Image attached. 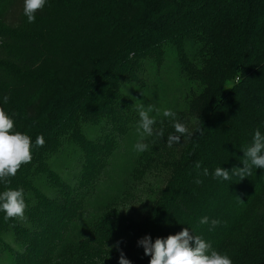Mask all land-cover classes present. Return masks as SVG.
Segmentation results:
<instances>
[{
  "label": "trees",
  "instance_id": "16d2710c",
  "mask_svg": "<svg viewBox=\"0 0 264 264\" xmlns=\"http://www.w3.org/2000/svg\"><path fill=\"white\" fill-rule=\"evenodd\" d=\"M22 13L23 0H0V108L33 142L0 183L27 205L22 219L0 213V264H118L121 252L149 264L138 239L183 228L233 264H264V169L212 178L242 168L264 133V0H47L34 23ZM174 121L188 131L169 146Z\"/></svg>",
  "mask_w": 264,
  "mask_h": 264
},
{
  "label": "clouds",
  "instance_id": "9594fccd",
  "mask_svg": "<svg viewBox=\"0 0 264 264\" xmlns=\"http://www.w3.org/2000/svg\"><path fill=\"white\" fill-rule=\"evenodd\" d=\"M47 0H23V16L28 24L35 22L37 10H42ZM8 95L0 96V103L7 104ZM138 130L148 136L153 135L154 118L150 115L153 111L151 107L145 108L141 105L138 109ZM165 117H174V113L165 109ZM14 121L2 108H0V183H7L6 178L14 176L22 164L30 162L32 158L31 149L33 142L29 135L13 131ZM173 128L179 135H169L167 142L169 146L174 142H179L180 137L187 133L186 126L178 121H174ZM162 135L160 130L156 133ZM35 146L41 147L44 144L42 135H37ZM137 152L147 150V145L137 142L134 145ZM243 159L242 168H233L231 171L218 166L212 172L213 179L228 181L232 177L245 178L251 173L252 168L264 169V133L257 129L252 137L250 145L241 150ZM199 164L196 165L199 168ZM204 175H208V170L204 169ZM199 183V181H197ZM146 200V199H145ZM27 205L22 188H5L0 191V213L4 219L13 217L23 218ZM201 225L210 224V229L214 228L218 221L209 220L208 216L199 219ZM189 228H183L176 234L167 237H157L153 241L150 235H145L138 239L137 245L143 248L144 255L150 256L149 264H233L231 257L213 248L211 242L201 236L195 235ZM118 264H131L123 252H121Z\"/></svg>",
  "mask_w": 264,
  "mask_h": 264
},
{
  "label": "rangeland",
  "instance_id": "374dc122",
  "mask_svg": "<svg viewBox=\"0 0 264 264\" xmlns=\"http://www.w3.org/2000/svg\"><path fill=\"white\" fill-rule=\"evenodd\" d=\"M170 83V82H169Z\"/></svg>",
  "mask_w": 264,
  "mask_h": 264
}]
</instances>
